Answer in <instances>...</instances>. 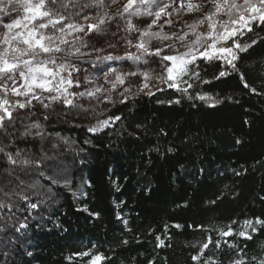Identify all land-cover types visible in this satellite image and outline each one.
Segmentation results:
<instances>
[{
  "label": "trees",
  "instance_id": "obj_1",
  "mask_svg": "<svg viewBox=\"0 0 264 264\" xmlns=\"http://www.w3.org/2000/svg\"><path fill=\"white\" fill-rule=\"evenodd\" d=\"M126 2L120 0L117 10ZM138 7L146 18L147 5ZM85 11L78 20L90 15ZM151 13L147 26L134 25L136 15L129 14L103 26L111 38L126 42L123 54L115 42L108 47L114 57L106 64L125 71L143 58L169 64L163 44L189 33L167 40L141 36L151 31L170 37L164 30L172 26L171 8L158 18ZM128 19L135 29L117 25ZM248 28L234 35V44L252 46L241 51L233 44L235 59H206V46L182 76L173 73L162 87L129 93L125 86L95 105L58 100L41 118L13 116L14 127L0 133V147L13 154L21 149L33 160L46 157L47 167L13 170L0 153V188L44 202L29 215L13 197L21 211L14 207V216L0 220V264H264V22L251 20ZM93 34L66 44L88 52L84 45ZM205 36L201 31L200 43L179 54L201 49ZM133 39L134 45L146 42L152 54L131 45ZM85 119L101 127L79 123ZM33 123L43 136H22ZM60 166H67V175H55L58 183L49 190L45 177ZM21 223L27 227L17 232Z\"/></svg>",
  "mask_w": 264,
  "mask_h": 264
},
{
  "label": "rangeland",
  "instance_id": "obj_2",
  "mask_svg": "<svg viewBox=\"0 0 264 264\" xmlns=\"http://www.w3.org/2000/svg\"><path fill=\"white\" fill-rule=\"evenodd\" d=\"M158 1L159 0H156V3ZM37 2L38 0H32V3ZM64 2H67V0H58L56 4H52L50 0H46V9L51 10L54 14L59 13L61 15L67 16L68 19L62 22L64 25H67L68 23H81L86 25V21L78 20L80 18L75 15V13L81 11L79 6L75 8L69 7L68 9H64L60 6L61 3ZM83 2H86V0H84ZM159 2L160 6H158L157 8L155 7L156 3L152 4L151 7L147 6V11H154V14H156L157 12H160L161 8H164L165 6L171 8L172 26L164 30L167 34H169L170 38H176L175 35H178L177 33L182 30L189 33V35H187L188 37L185 36L182 40H177V38H179L177 37L174 40L166 41L164 44L171 45H169V48L165 50L163 44V48L165 51L162 50L161 53L164 54V56H175L179 54V52L185 51L189 46L197 45L198 43H200L199 33H201L202 31L207 33V36L202 39V42L206 45L203 44L201 49H194L192 54L194 55L200 53L206 48V46L212 45L219 36L226 34L224 32V28L221 27V25L226 24L229 29L238 28L241 30L244 28L242 26V23L233 25L231 21L239 20L240 15H244L246 19H249L250 12L244 11V9L248 8L250 4L260 6V0H249V5L245 4V0H228L227 3H225V0H215V3H213L212 0H160ZM24 3L25 0H14V4H10L9 0H3V2L0 3V8H5V6L7 5L8 10L7 15H5L4 12H0V52H2L5 48H9V51H11L9 45H5L3 43V35L8 31L6 28H4V24L11 23L12 20L20 19L25 15H31V13H26L23 7H19V5ZM105 3H108V0H105ZM217 3L221 5L220 11L218 13H216ZM232 3H235L237 5V8H231L230 5ZM189 4L199 5V10L194 9L189 12L187 10V5ZM14 5L19 7L18 14L17 11L12 10ZM181 5H184V7H181ZM116 6L117 4L112 5L109 11H111V13H114L117 10ZM86 10L90 11V16H95L100 11L96 8H88ZM88 11L85 12L88 13ZM229 11H231L232 15L229 19H226L227 13ZM213 13L216 14L213 15ZM252 15H256L257 19H259L258 13ZM145 16L146 18H144L142 14L136 15L133 24H142L146 26L150 25L151 19H148L150 15L146 14L145 12ZM206 16H211V20L205 19ZM53 18L56 17L54 16ZM48 19V17H43L30 22L26 21V23H28V27H32L33 25H38L41 22L47 23ZM201 20H203V23H199V21ZM129 21L130 19L126 21L128 22V24L118 23L117 25L121 26L122 28L123 26L127 27L129 25ZM249 21H251V19H249ZM167 22L170 21H164L163 23ZM190 25H195V27H189ZM210 25H215V29L213 30ZM60 27L61 25L59 24L56 25V28H53L50 25L48 28L39 29L38 31L45 36H52L55 40V44L59 45V47L63 51L61 53H43L42 51L37 49L36 53H34L36 62H46L49 57L57 58L55 65L48 64V67L51 68L54 72H59V75L46 78L50 80V83L47 85V87L51 88V91H45L33 86L32 92L29 93L28 96H17L14 95L10 91V89L18 88L21 92H25L27 91L28 81L20 78L18 74L15 76V81L0 79V85H6V87L9 89V91L5 92L4 88L0 87V102H2V100L6 98L9 101L10 105H14L16 104V102L25 103L27 100L31 99V104H26V107L23 109H20L18 107L10 108L13 116L23 115L32 118H41L45 114L50 112L53 107H55L58 100H60V102H64L65 99H71L73 101L72 104L80 107H85L86 105H95L102 100H109V98H111L113 94H115L118 90H122L125 86L130 87L131 90L129 89V93L130 91L132 93L148 92L153 89L162 87L169 76L167 68L172 66L173 64V62L169 60H166V62L169 63L167 65L165 64V62L158 63L159 61H157L156 59L143 58L144 63H141L137 67L128 65V69L126 71L122 70L120 66L106 64V62L109 61H107L105 57L111 54L109 53L110 50H108V47H110V45H113V42H115V44L120 48L121 54L126 52L125 40L118 42L117 37L111 38V34L107 32V28L104 34H93L89 38L88 45L85 46V49H88V52L83 51V49H80L79 52H75V49L77 47L71 48L72 44L61 43V40L69 41L70 39H76L78 37L82 38L85 36V34L71 32L66 27L64 29V32L61 33L58 31ZM22 31H26V29L15 28L12 30L13 33ZM154 31H157V29H155ZM52 32V35H48V33ZM209 34H211L212 39L209 38ZM59 35L61 39H58ZM131 41H133L131 42V45H134L135 39ZM234 42V36L229 38L227 42L218 40L215 43V49H211L208 47L209 53H214V56L226 57L228 53L221 54L216 51V49H219L221 47H232ZM44 43L49 46H55L47 40H45ZM131 45L129 44L127 47L131 48ZM12 46H17V42L13 41ZM18 46L22 49L27 48V46L23 45L22 43ZM94 48H96L97 50H90ZM98 50L99 53L97 52ZM67 52H74L75 54L66 55ZM140 52L144 51L141 50ZM9 58L11 59V57ZM22 59L30 60L32 59V57L24 56L22 57ZM97 59H99L101 64L100 66L95 67V64L93 63H95V60ZM83 60H93V63H81V61ZM62 63L65 64L67 68L66 71L63 69H58V65ZM173 73H175V70ZM117 77H121L123 83L117 80ZM69 80L72 82L71 84L67 83V81ZM145 85H147V87H145ZM65 89L67 90L66 92L64 91ZM96 89H100V91L97 92ZM90 92L95 93V95H88V93ZM80 93H83L84 95H80ZM33 94L39 96L40 99H32ZM54 97H56V99H53ZM44 105H48V107H44ZM0 114H2V112H0ZM79 123L87 126L89 129H99L101 127V122L90 123V120L87 119L83 121L81 120ZM66 167L60 166L55 168L53 170V174L65 178L67 175V172L65 171Z\"/></svg>",
  "mask_w": 264,
  "mask_h": 264
},
{
  "label": "snow or ice",
  "instance_id": "obj_3",
  "mask_svg": "<svg viewBox=\"0 0 264 264\" xmlns=\"http://www.w3.org/2000/svg\"><path fill=\"white\" fill-rule=\"evenodd\" d=\"M3 0H0V3H2ZM52 4H56L58 0H50ZM120 0H108V3H105V0H86V2H81V0H67V2L61 3V7L64 9H68L69 7H77L79 6L80 12L75 13V15L79 16L81 12L84 9L88 8H96L100 10L97 15L90 16V15H84L83 20L88 21V23L81 24V23H68L67 25H64L62 22L66 19H68L67 16L61 15L59 13H53L51 10L46 9V0H38L37 3H32V0H25L24 4L19 5V7H23L24 11L26 13H31V15H25L21 17L20 19H14L11 23L4 24V28H6L8 31L4 33L3 35V43L5 45H9L11 51H9V48H5L2 52H0V79L5 80H13L15 81V76L18 74V76L25 81H28L27 85V91L21 92L18 88H12L10 91L14 95H25L28 96L29 93L32 92L33 86L35 88H39L45 91H51V88H48L47 85L50 83V80L46 79L47 77H54L56 75H59V72H54L51 68L48 67V64H56V57H49V59L46 62H36L35 61V55L36 50L39 49L43 53H61L63 50L59 47V45L55 44V40L52 36H45L42 33H39V29H45L48 28L50 25L53 28H56V25H61V27L58 29L59 32L63 33L65 27L69 29L71 32L76 33H84L85 35H88L90 33L95 34H104L106 32V28L103 27L104 25H108V27H111V22L119 16H123L124 14L129 15H140V9L138 5H147L151 7L152 4L156 3V0H127L126 3L121 5V8L118 9L115 13H110L109 9L112 5L118 4ZM213 3H215V0H212ZM228 0H225V3H227ZM10 4H14V0H9ZM245 4L249 5V0H245ZM19 7L13 6L12 10L17 11V14L19 13ZM164 8H161V12L165 11ZM181 7H184V5H181ZM199 5H187V10L191 12L192 10H199ZM231 8H237V5L235 3H232L230 5ZM243 7V6H241ZM221 5L216 4V13L220 11ZM244 11L250 12L249 19L255 20L257 19L256 15H252L255 13L259 14V19L261 22H264V0H260V6H257L255 4H250L248 8H245ZM0 12H4L5 15L8 14L7 5L5 8H0ZM146 14L152 15L151 12L147 11L145 9ZM216 13H213L215 15ZM156 17L158 18L160 16V12H157ZM56 18H53V17ZM48 17L47 23L41 22L38 25H33L32 27H28V23L26 21H34L38 18ZM205 19L211 20V16H206ZM249 19H246L244 15H240L239 20H232L231 23L233 25L242 23V26L244 28H248ZM95 21V22H92ZM170 23V22H169ZM199 23H203V20L199 21ZM189 27H195V25H190ZM210 27L215 29V25H210ZM221 27L224 28V32L226 34L219 36L216 41L212 45L209 46L211 49H215V43L218 40H223L227 42V40L231 37H233L237 32L240 31L238 28L229 29L228 26L221 25ZM15 28H23L26 29V31L22 32H15L13 33L12 30ZM129 28L135 29V26L129 23ZM248 31H251V28H248ZM141 36H153L162 40H167L170 37L164 35L161 36L159 33H150V32H143L141 33ZM209 38L212 39L211 34H209ZM82 39V38H81ZM182 40L183 37H180ZM47 40L51 44L55 46H49L44 43V41ZM16 41L17 46H12V42ZM198 42V41H197ZM26 45L27 48H20L19 44ZM61 43H67V41L61 40ZM129 43H131L129 41ZM195 43V42H194ZM256 41H252V44H255ZM84 46H87L86 44ZM112 46V45H110ZM137 48L143 50L145 53L152 54L149 52L148 47L146 46V42L143 40L135 45ZM234 46L241 51H246L248 47H251L252 45H245L241 46L240 44L236 43ZM80 49L76 48L75 52H79ZM161 49H156L155 54L159 55ZM219 53H228L233 56V59H235V55L233 54V49L231 47H221L219 49H216ZM74 52H67L66 55H74ZM214 54V53H213ZM213 54H210L209 52L201 53L202 56H204L206 59H211ZM24 56H31L32 59L30 60H23L22 57ZM11 57V59L9 58ZM107 60L113 59L112 56L105 57ZM139 59V57H137ZM163 59L172 61V66L167 68V72L169 73L168 79L172 80L173 72L175 70L176 76H182L187 71V66L194 62L195 56L192 55V49L190 48L188 52L180 53L175 56H164ZM231 63V61H229ZM58 69L67 70L65 64L58 65ZM225 73L221 72L220 76H224ZM117 80H119L121 83H123V80L121 77H117ZM68 84H71L72 82L69 80L67 81ZM170 87H177L178 85H169ZM190 86V85H189ZM0 87H3L5 92L9 91V89L6 87V85H0ZM147 87V85H145ZM179 90V88H178ZM67 91L66 89L64 90ZM97 92L100 91V89H96ZM127 91V89H125ZM80 95H84L83 93H80ZM90 96H94L95 93H88ZM123 95V94H122ZM203 99V97H201ZM32 99L39 100L40 97L36 96L35 94L32 95ZM53 99H56L54 97ZM67 105H72L73 101L71 99H65L64 101ZM122 103L124 101H121ZM178 102V101H177ZM27 105L31 104V99L27 100L25 103L16 102L14 105H10L9 101L5 98L0 102V133H3L5 135L8 134V128L14 127V117L13 113L10 110V108L18 107L20 109H23ZM44 107H48V105H44ZM47 119V117H45ZM116 119H119V117H116ZM7 121V123H6ZM103 123H107V121H104ZM33 129H37L35 133H33ZM41 125L38 123H33L29 125L26 130L21 133L22 136H37L42 137L43 132L40 131ZM0 153H2L8 162V164L13 166V170L15 167H23V168H39L41 166L47 167V165H44L43 159H47L46 157L41 160H33L28 157L23 156V150L17 149L15 154L11 152H6L4 147H0ZM9 174L11 175L12 172L10 171ZM41 176H45V173L41 171L39 173ZM49 181L48 188L51 189V185H55L58 183L55 175L46 176L45 177ZM18 179V177H17ZM23 181H20V185H23ZM29 188L32 189L33 195L36 197L40 196V192L36 190L35 185H29ZM43 187V186H42ZM0 192L3 193V198H0V220H3L4 216L11 213L13 216L15 213L12 211V209L15 207L17 211H21L19 205L13 200V197H16L21 203L25 204V208L23 211H28L29 215H31V211L29 210H36L40 207V205L44 202L42 199H37L36 202L33 201V197L26 194L24 191H13V192H3V189L0 188ZM7 210V211H5ZM25 220H27V217H25ZM259 222V221H258ZM26 223H21L18 228H16V231L19 232L21 228H26ZM5 229L3 227H0V232H3ZM224 235H229V233H224ZM240 235H245V233H240ZM205 248L208 247V244L204 245ZM99 257H97V260ZM237 264H242V262H237Z\"/></svg>",
  "mask_w": 264,
  "mask_h": 264
}]
</instances>
